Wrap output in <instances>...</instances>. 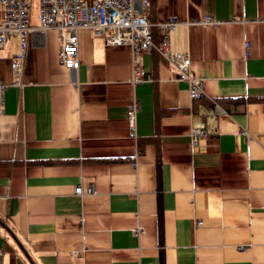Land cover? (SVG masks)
<instances>
[{
	"label": "crops",
	"instance_id": "crops-1",
	"mask_svg": "<svg viewBox=\"0 0 264 264\" xmlns=\"http://www.w3.org/2000/svg\"><path fill=\"white\" fill-rule=\"evenodd\" d=\"M146 17L179 21L169 50L202 98L159 53L87 30L70 71L30 18L17 84V37L0 49V264H264V0H148Z\"/></svg>",
	"mask_w": 264,
	"mask_h": 264
},
{
	"label": "built area",
	"instance_id": "built-area-1",
	"mask_svg": "<svg viewBox=\"0 0 264 264\" xmlns=\"http://www.w3.org/2000/svg\"><path fill=\"white\" fill-rule=\"evenodd\" d=\"M136 0H38L36 18L41 31L54 29L59 33V58L67 70H76L79 65L78 32L87 30L98 34L106 45H129L134 52L151 53L156 51L175 70L178 81L186 83L190 98L204 96L201 79L191 76V60L187 53H171L169 33L179 25L175 17L152 24L146 17L148 0L140 1V10L135 7ZM32 0H0V49L4 48L10 37H17L19 50L11 61L14 84L19 81L24 59ZM189 24L215 25L210 17L194 19ZM158 31L160 44L153 43L151 28ZM246 50L248 43H245ZM132 84H141L146 80L145 72L138 66L133 68ZM4 86L0 84V113ZM139 101L134 99L126 112L129 120L130 135L134 137V115L139 110ZM215 113H222L215 105ZM198 130L192 131L195 140ZM88 189L87 193H91ZM75 193L82 194L76 187Z\"/></svg>",
	"mask_w": 264,
	"mask_h": 264
},
{
	"label": "rangeland",
	"instance_id": "rangeland-1",
	"mask_svg": "<svg viewBox=\"0 0 264 264\" xmlns=\"http://www.w3.org/2000/svg\"><path fill=\"white\" fill-rule=\"evenodd\" d=\"M31 11H30V18H36L37 8H38V0H32L31 2Z\"/></svg>",
	"mask_w": 264,
	"mask_h": 264
},
{
	"label": "trees",
	"instance_id": "trees-1",
	"mask_svg": "<svg viewBox=\"0 0 264 264\" xmlns=\"http://www.w3.org/2000/svg\"><path fill=\"white\" fill-rule=\"evenodd\" d=\"M150 23H151V22H150ZM153 29L156 30V28L152 27V28H151V33H152ZM156 31H157V30H156ZM157 33H158V31H157ZM158 35H159V34H158ZM152 36H153V33H152ZM154 52H156V51H154Z\"/></svg>",
	"mask_w": 264,
	"mask_h": 264
}]
</instances>
